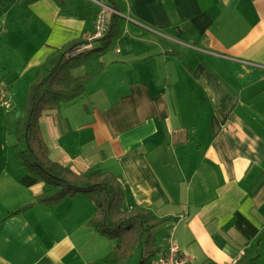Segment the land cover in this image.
<instances>
[{
	"label": "crops",
	"instance_id": "crops-1",
	"mask_svg": "<svg viewBox=\"0 0 264 264\" xmlns=\"http://www.w3.org/2000/svg\"><path fill=\"white\" fill-rule=\"evenodd\" d=\"M84 1L0 0V80L12 101L0 121L15 135L23 110L9 118L21 101L12 80L94 35L99 10ZM117 1L124 33L89 96L41 119L51 159L112 173L128 207L167 219L155 259L172 233L188 264H235L264 235V0ZM42 191L0 151V264H117L116 241L89 226L97 208L87 196L43 206Z\"/></svg>",
	"mask_w": 264,
	"mask_h": 264
},
{
	"label": "trees",
	"instance_id": "trees-1",
	"mask_svg": "<svg viewBox=\"0 0 264 264\" xmlns=\"http://www.w3.org/2000/svg\"><path fill=\"white\" fill-rule=\"evenodd\" d=\"M103 2L118 12L111 13L105 35L92 41L80 38L67 43L53 52L29 81L14 150L18 165L43 182V191L36 196L37 204L56 207L68 197L87 196L97 208L89 226L101 236L116 241L117 264H127L138 249L141 256L137 264H152L158 255L154 231L168 220L139 205L128 207L126 200L131 193L112 173L98 166L77 173L52 160L41 130V119L46 112L85 96L87 85L105 70L102 56L124 33L125 22L118 15L123 10L118 1ZM90 44L95 45L87 48ZM79 70L83 74L75 75ZM263 241L264 235L258 239L255 252H245L235 264H256Z\"/></svg>",
	"mask_w": 264,
	"mask_h": 264
},
{
	"label": "rangeland",
	"instance_id": "rangeland-1",
	"mask_svg": "<svg viewBox=\"0 0 264 264\" xmlns=\"http://www.w3.org/2000/svg\"><path fill=\"white\" fill-rule=\"evenodd\" d=\"M82 1H84V0H82ZM101 1H103V0H101ZM84 2L86 4H88L89 6H95L99 10V7H97V5H95L92 1L85 0ZM74 7L75 6H72V5L70 6V8H74ZM86 7H88V6L86 5ZM81 74H83V73H81ZM81 74H79V71H77L75 73V75H81ZM33 76H35V73L32 74L30 72H24L21 75V77H19V79L17 81L15 79L12 80L14 82L13 83V89L15 90L13 92L15 94H19V97L21 98V101L16 100L13 102V108L10 110L9 118L12 119L13 122L16 120V118H15L16 114L21 112L23 110V107L25 106V100H26L25 99V92L27 89L28 82L31 80V78ZM12 77L13 76H10V79ZM92 87H94L92 82L87 85L86 96H83L84 98L89 96ZM78 101H80V99ZM17 102H19V103L17 104ZM11 104H12V101H11ZM15 110H16V112H15ZM1 111H2V113L4 112L3 110H1ZM13 128H14V123H12L11 120L8 121V124L5 121H3V124H1V121H0V151L1 152L2 151L3 152L10 151L11 153L15 154V150H14L13 146L11 147V145L13 143H15V141H17V132L15 135V133L12 131ZM15 137H16V140H15ZM3 147H5L6 150H4ZM161 230L164 231L161 227L160 230H158V232ZM161 236L162 235H160V237ZM140 256H141V250L138 249L136 251V253L132 256L131 260L129 261V264H137L140 261Z\"/></svg>",
	"mask_w": 264,
	"mask_h": 264
},
{
	"label": "built area",
	"instance_id": "built-area-1",
	"mask_svg": "<svg viewBox=\"0 0 264 264\" xmlns=\"http://www.w3.org/2000/svg\"><path fill=\"white\" fill-rule=\"evenodd\" d=\"M90 1L99 7L95 24V33L89 39L92 41L94 39L102 38L107 32V14L108 11L112 9L101 0ZM114 12L116 13V11ZM0 105L6 109H9L12 106L8 84L3 80H0ZM152 264H188V261L183 257L179 246L174 241L172 233L168 236V246L165 254L153 261Z\"/></svg>",
	"mask_w": 264,
	"mask_h": 264
}]
</instances>
